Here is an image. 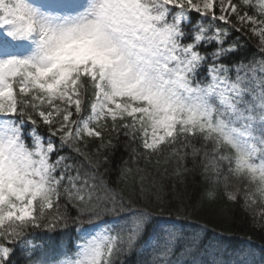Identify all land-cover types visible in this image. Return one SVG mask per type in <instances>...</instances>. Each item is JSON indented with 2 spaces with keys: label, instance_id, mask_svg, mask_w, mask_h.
Here are the masks:
<instances>
[{
  "label": "snow or ice",
  "instance_id": "obj_1",
  "mask_svg": "<svg viewBox=\"0 0 264 264\" xmlns=\"http://www.w3.org/2000/svg\"><path fill=\"white\" fill-rule=\"evenodd\" d=\"M248 33L264 53V0H0V264H264L138 206L169 165L201 168L210 204L264 205V56L233 59ZM121 142L135 200L108 179Z\"/></svg>",
  "mask_w": 264,
  "mask_h": 264
},
{
  "label": "trees",
  "instance_id": "obj_2",
  "mask_svg": "<svg viewBox=\"0 0 264 264\" xmlns=\"http://www.w3.org/2000/svg\"><path fill=\"white\" fill-rule=\"evenodd\" d=\"M232 2L238 3L239 0H232ZM193 15L195 16V14ZM258 49V38L248 33L242 39L239 54L233 59H242L246 63L254 58L259 60L264 56V53H260ZM76 158L80 159L79 157ZM125 160L129 161V166H132L130 150L125 151L121 142L110 156L108 179L111 186L121 192L122 195L125 197L133 195L135 200L136 195L130 192L123 183H117L119 168ZM141 167H143V163H141ZM173 167L174 165H169L167 173L163 169L159 173L154 169L152 170L151 178L155 181V188L145 194L142 203L138 206L147 205L149 210H153L157 208L158 204L162 205L167 209L164 216L161 217L162 220H170L180 224L187 233L199 232L204 246L209 248L222 247L229 252L251 248L257 253V260L264 257V228L257 226L261 223L254 214L253 206L245 210L241 207L242 201L237 204L227 201L223 195L222 187L217 201L210 204L203 198L206 191V181L201 175L202 169L197 168L183 178H177L172 174ZM187 167L192 169L190 159ZM157 195L159 200L156 199ZM69 212L75 214V209L69 207ZM178 215L180 216L179 220L176 219ZM68 231L73 232L72 229ZM35 238L40 240L42 235L37 234ZM68 246L73 247L70 239ZM14 260L17 264H23L19 250Z\"/></svg>",
  "mask_w": 264,
  "mask_h": 264
},
{
  "label": "rangeland",
  "instance_id": "obj_3",
  "mask_svg": "<svg viewBox=\"0 0 264 264\" xmlns=\"http://www.w3.org/2000/svg\"><path fill=\"white\" fill-rule=\"evenodd\" d=\"M216 3H219V0H216ZM258 38V37H257ZM259 40V38H258ZM254 214L261 224H264V205L257 204L253 206Z\"/></svg>",
  "mask_w": 264,
  "mask_h": 264
}]
</instances>
